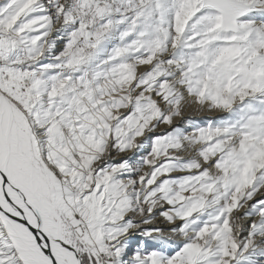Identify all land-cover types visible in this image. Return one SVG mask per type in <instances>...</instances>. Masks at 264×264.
<instances>
[{
    "label": "snow or ice",
    "instance_id": "1",
    "mask_svg": "<svg viewBox=\"0 0 264 264\" xmlns=\"http://www.w3.org/2000/svg\"><path fill=\"white\" fill-rule=\"evenodd\" d=\"M0 264H264V0H0Z\"/></svg>",
    "mask_w": 264,
    "mask_h": 264
}]
</instances>
